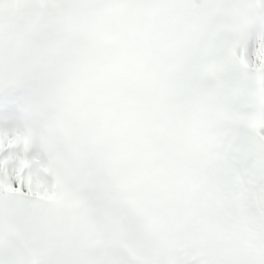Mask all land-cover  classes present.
Masks as SVG:
<instances>
[{"label":"bare ground","instance_id":"6f19581e","mask_svg":"<svg viewBox=\"0 0 264 264\" xmlns=\"http://www.w3.org/2000/svg\"><path fill=\"white\" fill-rule=\"evenodd\" d=\"M0 180L2 181V185H6V189L10 190V191H17L20 189H24V190H28L29 192L35 191L38 189H35V185H33L34 188H31V186L26 182V183H21V181L16 180V177H7L6 176H2V174H0ZM37 188V187H36ZM32 189V191H31ZM41 192V189L40 191Z\"/></svg>","mask_w":264,"mask_h":264}]
</instances>
